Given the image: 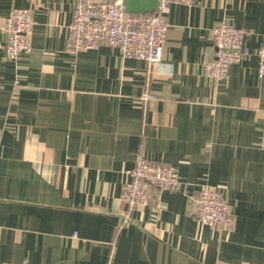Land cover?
Returning <instances> with one entry per match:
<instances>
[{
    "label": "crops",
    "instance_id": "1",
    "mask_svg": "<svg viewBox=\"0 0 264 264\" xmlns=\"http://www.w3.org/2000/svg\"><path fill=\"white\" fill-rule=\"evenodd\" d=\"M78 1L0 0V263L264 264V76L255 53L264 0L171 5L159 64L106 44L70 52ZM15 7L34 16L32 50L17 59L3 28ZM222 21L244 29L250 53L217 81L203 62ZM147 94L155 98L143 101ZM140 153L173 164L183 184L129 211L123 171ZM204 185L227 200L231 229L197 219Z\"/></svg>",
    "mask_w": 264,
    "mask_h": 264
},
{
    "label": "built area",
    "instance_id": "2",
    "mask_svg": "<svg viewBox=\"0 0 264 264\" xmlns=\"http://www.w3.org/2000/svg\"><path fill=\"white\" fill-rule=\"evenodd\" d=\"M191 0H157L153 12L134 14L126 10L124 0L94 2L80 0L76 3L72 20L67 29L69 51L77 53L106 44L119 49L124 58H137L150 64H159L166 41L169 24L167 15L173 4L189 5ZM34 26L30 8L15 7L5 18L3 28L7 32L5 51L17 59L32 50L31 35ZM213 56L204 60V73L217 81L224 80L229 67L249 55L244 44L245 31L222 21L212 28ZM258 57V77L264 76V36L255 51ZM147 94L143 101L154 99ZM125 180L120 198L130 209L145 205L149 199L158 203L164 191L179 190L183 184L173 164L153 162L142 153L133 166L124 169ZM197 219L211 228L231 229L233 217L230 206L221 192L210 186H202L194 196ZM122 223L128 221V213ZM18 264V263H0Z\"/></svg>",
    "mask_w": 264,
    "mask_h": 264
},
{
    "label": "water",
    "instance_id": "3",
    "mask_svg": "<svg viewBox=\"0 0 264 264\" xmlns=\"http://www.w3.org/2000/svg\"><path fill=\"white\" fill-rule=\"evenodd\" d=\"M126 10L134 14H145L154 11L157 0H124Z\"/></svg>",
    "mask_w": 264,
    "mask_h": 264
}]
</instances>
